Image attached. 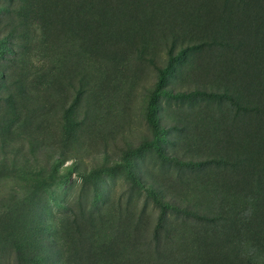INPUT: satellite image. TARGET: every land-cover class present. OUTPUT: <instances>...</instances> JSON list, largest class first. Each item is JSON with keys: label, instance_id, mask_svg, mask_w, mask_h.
<instances>
[{"label": "rangeland", "instance_id": "1", "mask_svg": "<svg viewBox=\"0 0 264 264\" xmlns=\"http://www.w3.org/2000/svg\"><path fill=\"white\" fill-rule=\"evenodd\" d=\"M0 264H264V0H0Z\"/></svg>", "mask_w": 264, "mask_h": 264}]
</instances>
